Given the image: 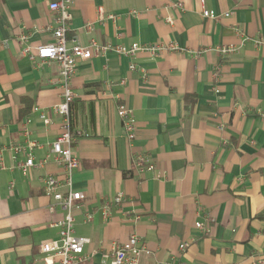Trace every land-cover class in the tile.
I'll use <instances>...</instances> for the list:
<instances>
[{"label": "crops", "instance_id": "0c3cea01", "mask_svg": "<svg viewBox=\"0 0 264 264\" xmlns=\"http://www.w3.org/2000/svg\"><path fill=\"white\" fill-rule=\"evenodd\" d=\"M51 1L0 0V264L57 262L41 244L59 238L54 223L65 212L58 204L50 210L55 201L42 177L61 176V169L53 161L27 173L11 169L7 148L24 141L29 120L31 137L43 144L38 161L61 131L53 111L63 91L60 65L33 62L24 52L53 41ZM201 1L73 0L69 36L83 45L94 37L125 45L175 41L185 50L133 60L109 51L78 63L71 83L73 147L81 160L74 188L85 198L74 210V228L90 239L85 254L94 256L77 264H109L102 251L133 232L150 249L139 264H264V0H205L218 19L203 15ZM100 8L118 19L100 21ZM88 22L95 24L91 33ZM219 45L240 49L222 56ZM132 62L147 68L145 78ZM112 92L136 116L131 144ZM137 153L155 168L139 170ZM119 192L126 202L104 219L102 203ZM209 219L201 233L196 222ZM191 238L180 256L181 241Z\"/></svg>", "mask_w": 264, "mask_h": 264}, {"label": "built area", "instance_id": "2783aa9c", "mask_svg": "<svg viewBox=\"0 0 264 264\" xmlns=\"http://www.w3.org/2000/svg\"><path fill=\"white\" fill-rule=\"evenodd\" d=\"M203 15L207 18L218 19L220 14L206 7L205 0L201 1ZM72 4L73 0H54L49 3L50 10L55 15V25L52 27L53 41L40 44L39 46L27 45L24 52L33 62H57L60 65L59 82L62 86L61 100L53 106V111L61 117V131L57 138L52 142L50 154L36 161L35 151L43 148V144L31 137L29 128V120H25L22 125V134L25 137L23 142H13L7 148L12 151L13 164L11 169H20L27 173L37 167H45L50 161L55 162L61 169V176L51 173L42 177L44 189L47 195L51 196L55 203L50 205V210L55 211L58 204L65 212L64 217L55 222L54 225L60 228V236L58 239L50 240L41 244V251L49 256L57 258L56 264H77L79 261L91 258V254H85V245L90 239L83 236H77L74 228V210L78 207V203L83 201L85 194L81 190L74 188V172L81 167V160L74 151V130L72 122V102L76 98V93L72 90L71 83L76 73L78 63L81 60H87L95 56H103L109 51H114L120 56L133 60L139 53H148L152 56L160 55L164 52L185 51L177 42H156L143 43L132 42L129 45L99 42L92 37L87 45H83L74 36H69L70 21L72 20ZM177 5L181 6V3ZM225 13L224 15H229ZM100 21L106 18L116 21L118 17L115 14L105 15L103 8L99 10ZM169 23H173L171 17L167 18ZM88 32L95 29L94 22L86 24ZM26 39L25 36H23ZM69 42L71 43L69 45ZM263 40H256V44L260 45ZM215 49L222 55L236 53L240 46L236 45H219ZM131 70H138L142 77L147 76L148 70L144 66L135 63L130 64ZM215 79H219V71L215 72ZM125 84V80H121ZM217 92V87L215 88ZM105 94V91L103 92ZM110 96L117 104V112L122 120L124 130L126 132L129 143H133L137 137V120L134 111L125 103L122 94L110 93ZM40 117L45 123L50 120L44 112L40 113ZM25 159L21 160L20 157ZM133 162L139 170L154 169V163L142 153L134 155ZM5 168V164H2ZM14 187V181L10 183V188ZM126 202V196L123 192L117 193L113 197H107L100 207L101 214L104 219H109L115 206H122ZM87 220L93 218V213L89 210L85 214ZM208 222H196V227L201 233H207L209 230ZM196 238L182 240L179 245V255L182 256L190 245L195 242ZM150 249L147 243L142 240L137 232L129 235L125 242L115 241L111 248L102 251V257L105 263L109 264H139L144 254H149ZM171 264H188L184 260H177Z\"/></svg>", "mask_w": 264, "mask_h": 264}, {"label": "trees", "instance_id": "16d2710c", "mask_svg": "<svg viewBox=\"0 0 264 264\" xmlns=\"http://www.w3.org/2000/svg\"><path fill=\"white\" fill-rule=\"evenodd\" d=\"M28 109V108H27Z\"/></svg>", "mask_w": 264, "mask_h": 264}]
</instances>
